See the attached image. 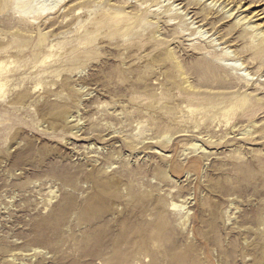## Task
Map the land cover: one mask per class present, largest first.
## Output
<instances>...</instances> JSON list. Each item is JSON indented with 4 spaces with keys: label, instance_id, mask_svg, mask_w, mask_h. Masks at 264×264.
Here are the masks:
<instances>
[{
    "label": "rangeland",
    "instance_id": "obj_1",
    "mask_svg": "<svg viewBox=\"0 0 264 264\" xmlns=\"http://www.w3.org/2000/svg\"><path fill=\"white\" fill-rule=\"evenodd\" d=\"M18 2L0 264H264V0Z\"/></svg>",
    "mask_w": 264,
    "mask_h": 264
},
{
    "label": "bare ground",
    "instance_id": "obj_2",
    "mask_svg": "<svg viewBox=\"0 0 264 264\" xmlns=\"http://www.w3.org/2000/svg\"><path fill=\"white\" fill-rule=\"evenodd\" d=\"M17 1H19V2H21V0H17ZM18 2V3H19ZM254 4V3H253ZM30 7H32V6H30ZM38 10V9H37ZM26 12V13H25ZM24 13L25 14H34L36 11H34L32 8H27V10L25 11ZM39 12L40 13H44V12H46V9L44 8V9H40L39 10ZM260 13V12H259ZM257 15H259V14H257ZM53 26V25H52ZM92 204V203H91ZM92 205H94V203L92 204ZM95 206H97V205H95ZM90 207V206H89ZM92 208V207H91ZM90 209V208H89ZM96 209H97V207H96ZM91 210V209H90ZM98 213V212H97Z\"/></svg>",
    "mask_w": 264,
    "mask_h": 264
}]
</instances>
